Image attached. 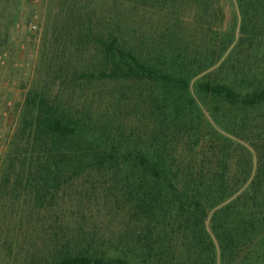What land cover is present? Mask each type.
<instances>
[{"label":"rangeland","instance_id":"obj_1","mask_svg":"<svg viewBox=\"0 0 264 264\" xmlns=\"http://www.w3.org/2000/svg\"><path fill=\"white\" fill-rule=\"evenodd\" d=\"M77 1H65L75 3L67 16L60 14V0H0V244L5 231L7 242L16 235L10 218L37 215L59 216L65 221L58 228L64 236L78 227L76 236L81 235L83 243L102 249L146 244L156 249L157 238L165 231L162 233L146 214L141 215L144 212L137 210L128 196L134 183L126 164L92 168L64 184L52 199L46 194L40 206L35 205L34 193L26 186L31 145L25 139V122L47 113L58 118L68 114L81 120L86 129H93L101 142L116 144L121 150L157 147L167 164L202 171H218L224 165L230 175L237 171L236 165L254 168L255 154L248 143L254 133H244L245 121H237L233 131L222 126L217 129L211 124L207 105L197 100V106L184 100L180 105L188 112L176 116L160 92L143 81L86 82L82 73L98 69L93 67L99 55L92 45L75 47L72 35L69 39L55 36V24L68 21L76 36L77 17L82 19L90 11L92 23L100 20L102 25L108 24L100 16L103 10L111 21L129 24L127 37L133 33L148 54L184 58L188 70L199 72L192 80L216 72L229 50L210 65L218 56L221 37L213 33L209 10L186 0H146L138 9H132L127 0ZM201 10L202 16L195 18L194 12ZM239 12L234 0L223 2L222 23L234 34L240 26L246 31L239 53L228 57L226 68L229 63L237 69L264 68V1H252L243 22ZM251 116L256 118V114ZM258 125L264 123L259 121ZM256 139L264 144V134ZM11 155L17 161L11 160L9 165L7 157ZM20 170L23 173L17 179ZM4 174L8 175L7 183L1 182ZM236 177L242 180V176ZM175 227L170 220L167 230ZM26 232L37 244V227L31 225Z\"/></svg>","mask_w":264,"mask_h":264},{"label":"trees","instance_id":"obj_2","mask_svg":"<svg viewBox=\"0 0 264 264\" xmlns=\"http://www.w3.org/2000/svg\"><path fill=\"white\" fill-rule=\"evenodd\" d=\"M65 1L72 0H60V14L68 16L75 3L70 5ZM142 1L146 0H127L132 9L141 8ZM186 1L209 10L207 17L215 26L213 33L221 37L218 56L210 65L216 64L229 50L216 72L210 73L212 77L206 74L192 80L199 72L188 70L184 58L162 56L163 59L159 54H148L143 42L136 40L133 33L127 37L129 24L119 19L111 21L113 18H106L103 10L100 16L108 24L102 25L100 20L92 23L90 11L82 19L77 17L76 36L71 33L74 26L68 21L55 24L54 34L67 39L72 35L75 47L92 45L95 49L99 60L93 68L98 69L82 73L86 82L143 81L160 92L176 116L188 112L180 105L184 100L190 106H197L199 101L207 105L211 124L217 125V129L221 130L222 126L233 131L237 121L247 122L243 131L247 135L254 133L248 142L255 154L254 168L236 165L237 171L230 175L224 165L209 172L167 164L157 147L121 150L116 144L101 142L93 129L87 130L81 120L68 114L58 118L47 113L44 117L30 118L24 125L25 139L31 145L26 186L34 193L35 205L40 206L46 194L52 199L64 184L84 172L120 162L127 165L134 183L128 196L133 198L136 209L165 232L157 238L156 249L147 244L102 249L83 243L81 235L76 236L78 227L64 236L58 228L65 221L59 216L18 215L10 218L16 234L14 240L7 242L5 231L0 244L2 264H264V144L256 139L264 134V125H258L259 121L264 123V68L237 69L232 63L226 68L228 57L239 53L246 31L240 26L234 34L233 29L222 23L225 0ZM234 1L243 22L250 3L264 0ZM202 10L194 12L195 18L202 16ZM227 114L231 117H226ZM7 159L9 165L11 160H16L13 155ZM22 173L23 170L16 173L17 179ZM236 176H242V180ZM7 179L8 175L4 174L1 182L7 183ZM170 220L176 223L175 230H167ZM31 225L38 230L37 244L26 232Z\"/></svg>","mask_w":264,"mask_h":264}]
</instances>
